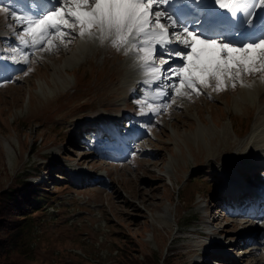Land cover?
Here are the masks:
<instances>
[{"label": "rangeland", "instance_id": "1", "mask_svg": "<svg viewBox=\"0 0 264 264\" xmlns=\"http://www.w3.org/2000/svg\"><path fill=\"white\" fill-rule=\"evenodd\" d=\"M34 4L10 9L28 14L37 12ZM9 16L0 12V191L18 187L13 179L27 173L30 184L43 177L32 185L46 198L26 212L32 228L24 251L6 260L120 264L128 232L138 241L130 259L155 253L169 264H264V214L233 211L225 197L240 181L236 171L264 186V165L252 171L264 155V135H250L264 125V77L178 98L153 115L143 102L168 98H154L144 84L133 87L142 76L133 53L78 36L51 53L34 51L20 42L21 27ZM119 122L138 137L127 142L126 130L119 135L125 158L96 157L92 142L79 139ZM86 163L83 175L91 179L72 185L69 173ZM212 226L216 235L207 232Z\"/></svg>", "mask_w": 264, "mask_h": 264}, {"label": "snow or ice", "instance_id": "2", "mask_svg": "<svg viewBox=\"0 0 264 264\" xmlns=\"http://www.w3.org/2000/svg\"><path fill=\"white\" fill-rule=\"evenodd\" d=\"M37 8L22 14L0 7L21 27L24 47L51 53L78 36L133 53L154 98H168L143 102L153 115L178 98L264 77V0H37Z\"/></svg>", "mask_w": 264, "mask_h": 264}, {"label": "trees", "instance_id": "3", "mask_svg": "<svg viewBox=\"0 0 264 264\" xmlns=\"http://www.w3.org/2000/svg\"><path fill=\"white\" fill-rule=\"evenodd\" d=\"M85 76V75H84ZM23 126V125H22ZM34 149L29 150V154L33 153ZM49 168L45 170L48 171ZM18 179V187L4 189L0 191V259L3 262L0 264H16L13 261L6 260L8 256L14 252H23L27 237L31 233L32 218L26 213L28 210H38V205L43 202L46 193L40 186H34L26 181L27 173L16 176L13 180ZM184 199L179 200V204H183ZM193 219L188 220V223ZM123 243L126 244V250L120 254L123 256V261L120 264H169V258L157 256L155 253L143 255L142 259H130L131 252L137 250L138 241L134 240L128 232L123 237ZM118 253L115 251V254ZM59 264H76L71 261H62ZM99 264V263H97ZM118 264V263H117Z\"/></svg>", "mask_w": 264, "mask_h": 264}, {"label": "bare ground", "instance_id": "4", "mask_svg": "<svg viewBox=\"0 0 264 264\" xmlns=\"http://www.w3.org/2000/svg\"><path fill=\"white\" fill-rule=\"evenodd\" d=\"M18 1H21V0H18ZM23 1V0H22ZM31 2H34L35 4H37V0H30ZM20 9V8H19ZM131 58V57H130ZM134 59H135V57H134ZM133 59V60H134ZM132 60V58L130 59V61ZM135 62H137V61H135ZM129 77H127V79H128ZM144 79H145V77L143 76V74H142V76L138 79V80H140L146 87H148V85L147 84H145L143 81H144ZM155 87V86H154ZM262 125V126H261ZM261 125H259V126H256L255 128H252V132H251V134L250 135H255L256 133L257 134H260V135H264V125L263 124H261ZM135 130V129H134ZM137 131V130H136ZM137 132H139L140 133V135H141V132L140 131H137ZM128 133H129V135H131L133 138L135 137V139H137L138 137L133 133V130L131 129V130H128ZM259 136V135H258ZM261 137V136H260ZM262 138V137H261ZM263 154H261V157L259 158V161H257L258 162V164H260V162L262 163V159H263ZM236 173H238L240 176L242 175L240 172H237L236 171ZM72 178L74 179V180H78V175H77V172H75L74 174H73V176H72ZM237 183H240V184H242V182H241V180L239 181V182H237V181H234L232 184H231V186H234L235 184H237ZM253 203H248V205H252ZM240 214V213H239ZM258 216H257V215ZM256 214H254V215H256V217H260L259 216V212H256ZM263 218V217H262ZM228 248H229V246H228Z\"/></svg>", "mask_w": 264, "mask_h": 264}]
</instances>
